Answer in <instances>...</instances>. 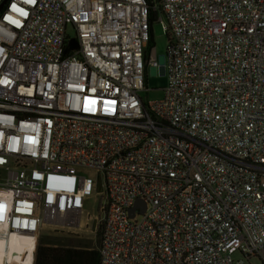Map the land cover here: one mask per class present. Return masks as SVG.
Here are the masks:
<instances>
[{"label": "built area", "instance_id": "1", "mask_svg": "<svg viewBox=\"0 0 264 264\" xmlns=\"http://www.w3.org/2000/svg\"><path fill=\"white\" fill-rule=\"evenodd\" d=\"M99 188L98 264H264V0H6L0 264H34Z\"/></svg>", "mask_w": 264, "mask_h": 264}, {"label": "rangeland", "instance_id": "2", "mask_svg": "<svg viewBox=\"0 0 264 264\" xmlns=\"http://www.w3.org/2000/svg\"><path fill=\"white\" fill-rule=\"evenodd\" d=\"M70 37L73 32L68 29ZM152 41L155 52V58L158 68H150L146 74V88L148 92L141 91L140 97L144 101L157 100L162 96V88L167 83L166 70V44L167 39L158 25L152 28ZM97 194L89 197L84 203V210L81 216L82 225L75 230H58L43 226L37 233L35 245L43 243L46 245L63 244L73 247H90L97 249L99 246L100 236L99 230L102 229L103 210L100 209L103 204V194L99 188ZM251 264H260L254 260Z\"/></svg>", "mask_w": 264, "mask_h": 264}, {"label": "trees", "instance_id": "3", "mask_svg": "<svg viewBox=\"0 0 264 264\" xmlns=\"http://www.w3.org/2000/svg\"><path fill=\"white\" fill-rule=\"evenodd\" d=\"M154 14H151L150 23L153 22ZM148 46H153L152 30ZM102 229L99 230L101 237ZM100 242V241H99ZM99 256L97 249L90 247H73L63 244L46 245L38 243L34 264H98Z\"/></svg>", "mask_w": 264, "mask_h": 264}, {"label": "water", "instance_id": "4", "mask_svg": "<svg viewBox=\"0 0 264 264\" xmlns=\"http://www.w3.org/2000/svg\"><path fill=\"white\" fill-rule=\"evenodd\" d=\"M6 0H1L0 1V10L2 8V6L5 4ZM76 47V44L75 42H70L69 43V46H68V49H73ZM135 207H138L139 211L142 213L145 209V205L143 203V201L141 199H137L135 201ZM134 215V207L130 209V216H133Z\"/></svg>", "mask_w": 264, "mask_h": 264}, {"label": "bare ground", "instance_id": "5", "mask_svg": "<svg viewBox=\"0 0 264 264\" xmlns=\"http://www.w3.org/2000/svg\"><path fill=\"white\" fill-rule=\"evenodd\" d=\"M3 214L0 212V217L2 216ZM9 240V239H8ZM12 256H14V253L11 254Z\"/></svg>", "mask_w": 264, "mask_h": 264}]
</instances>
